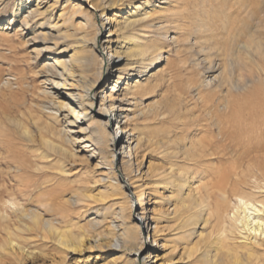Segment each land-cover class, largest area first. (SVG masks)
I'll use <instances>...</instances> for the list:
<instances>
[{"label": "bare ground", "instance_id": "obj_1", "mask_svg": "<svg viewBox=\"0 0 264 264\" xmlns=\"http://www.w3.org/2000/svg\"><path fill=\"white\" fill-rule=\"evenodd\" d=\"M13 1V18L20 22L19 46L38 39L43 43L32 44L34 62L42 65L37 74H42L43 87L31 88L25 68H11L0 80L8 123H0V143L11 132L16 136L7 137L10 155L19 143L31 144L55 170V178L70 177L69 166L82 165L91 192L71 196L58 210L52 205H42L44 213L28 210L21 201L30 191L21 178L29 169L38 172V165L7 163L0 178V238L1 232L6 235L5 244L0 243V264H6V258L17 264H85L95 252L112 255L110 264H264V65L251 58L254 54L264 59L262 40L252 35L238 45L237 37L233 52L217 48V29L204 16L188 24L187 11L177 4L184 0H147L140 11L126 16L116 11L126 0H87L98 14L83 6L65 10L63 4L62 24L51 19L60 0ZM77 13L83 32L79 37L62 29ZM162 18L165 22L153 23ZM105 31L109 35L102 38ZM60 35L75 42H64L58 51L55 38ZM170 45L176 51L182 46L198 51L191 68L198 70V78L184 86L186 98L173 95L164 108L155 104L143 109L139 98L159 88L156 71ZM29 60L22 62L28 65ZM216 95L219 103L212 104ZM186 113L189 118L182 116ZM168 120L179 126L190 120L202 138L188 146L177 135L169 137L163 155L175 162L156 167L149 155H163L154 138L145 136V128L150 124L155 135L171 134L170 129L160 130ZM113 124L124 135L122 147L116 144ZM51 154L60 157L58 165H51ZM179 156L201 170L216 167L208 170L213 173L210 185L196 189V173L178 165ZM93 158L98 159L95 164ZM67 204L77 207L74 213L83 219L94 213L87 221L89 229L68 224L71 210H62ZM139 208L142 213H137ZM51 211L56 217L46 219ZM46 245L54 248L49 254Z\"/></svg>", "mask_w": 264, "mask_h": 264}, {"label": "rangeland", "instance_id": "obj_2", "mask_svg": "<svg viewBox=\"0 0 264 264\" xmlns=\"http://www.w3.org/2000/svg\"><path fill=\"white\" fill-rule=\"evenodd\" d=\"M146 1L147 0H126L124 3L120 4L121 5L120 8H118L116 11L117 12L122 11V14L125 13V16H126L127 13L129 14V13H133V12L135 13V12L140 11L141 10V8H139L140 5L142 7L143 3ZM13 2H14L13 0L12 1L8 0L5 2L0 1V80H2L5 75H8L11 72V68H15V70H21L22 68H25L28 72L27 76H28V81L31 84V88L33 87L42 88L43 87V85L41 84V81H43V78L41 77L42 74H37V73H40L42 65L38 63L36 64L34 62L35 56L32 51L34 46L32 44L34 42H37L39 47H42L43 43L40 41V39H38L32 42H29L24 47L19 46L20 41H21V35H20V32H18V29H19L18 27H20L19 26L20 22H16L15 21L16 19L14 20L13 18V15L11 12L13 8L12 7ZM36 2L37 0H32L33 4H35ZM63 4H65L64 6H66L65 10L71 9L72 6H77V7L83 6L84 9L82 10L89 9L91 12H95L96 14H98V12H96L97 9L92 4H90V1L60 0L61 7H57L51 15V19L54 23L58 22L59 24H62L64 21V19H60V16L62 14ZM177 4L181 7L183 6L185 10L187 11L186 19H189V21H187L188 24H191L192 20L190 19H193L197 15L201 17L204 16L205 18L210 19L211 25L213 24L215 29H217L215 31L216 34L213 39V42L216 44V47L219 49L233 52L235 41H236L235 38L238 37L237 40H238V43H240L238 45H241L242 41L244 42L245 38H248L249 36H252V35L256 36L257 38H260V40H262L263 45H264V0H184L182 2L178 1ZM74 9H76V7ZM158 15L160 16V14ZM79 19H80V14L77 13V15L73 17V19L71 18L69 20H66L67 22L65 25L62 26V29H64V26H65V30L68 32L69 35L74 34L75 37L82 36L83 32L78 25ZM182 19H184V17H182L181 20ZM164 20H165L164 18H162L161 20L160 19L154 20L156 22H153V23L165 22ZM8 21H11L10 25H8ZM184 22H186V20ZM227 22H228V25H227ZM34 27L40 30L44 29V27L43 28H40L39 26H34ZM7 33L8 35H6ZM52 33L56 34V30L53 31ZM108 35H109V31H105L104 34L102 35V38H106ZM65 37L66 36L63 37L61 35L56 36L55 41L56 40L59 41L58 44H60L58 51H61L62 48H64L65 46L63 45L64 42L66 43L75 42L74 37H72L71 39L69 38L66 39ZM28 39L29 38H26L25 40H28ZM239 39L241 40L239 41ZM49 41H50L49 42L50 46H52L53 44L51 43L53 42H51V40ZM11 45L16 46L15 49H12ZM187 48L188 47L182 46L180 51H176L173 45L172 46L170 45V49L167 48L166 51L167 52L169 51V52L164 53L163 60L161 61V63L158 64V68L156 71L160 73V76H161V78L159 76L160 86L156 90L155 93L147 97L139 98L141 100V103L139 104V106L142 104V107L144 109L147 106L152 105V108H153L155 104L157 105L161 104L162 108H164L166 104L170 101V99L173 97V95L177 96V94L178 95L181 94L182 98H186L187 95H185L184 93L185 91L184 86L188 83L189 80H196L199 75V72L197 69L195 70L191 69L193 67V64H195L193 61L197 60L199 53L197 54L198 51L195 49L192 51V50H189V48L188 49ZM68 52H69L68 56H70L72 52L71 51H68ZM45 54H48V53H45ZM251 58L255 59L257 62L259 61V63L264 65V59L262 57H259L253 54ZM27 59L28 60L30 59L29 60L30 64H28L30 66L22 62V61H26ZM215 61H217L216 64L219 63L217 59H215ZM162 68L165 73H162L163 72ZM79 72L80 71L77 70V73ZM218 98L220 97L216 95L212 99V104L219 103ZM215 101H218V102H215ZM2 109L7 110L5 101L2 99V97H0V123L2 124L1 126L3 125L7 126L8 123L4 119L5 118L4 113H3L4 110L2 111ZM12 112H13L12 113L13 116L17 114V111H15V109ZM195 112L196 113L198 112L197 115L202 116L199 111L196 110ZM185 115L187 116V118L190 117L189 114L187 113L184 115L182 114V116H185ZM202 118L203 117H201V119ZM172 122H175V124L173 123L174 124L173 125ZM186 123L183 124V126H179V124L176 121L168 120L166 121V124L169 125L167 127V125L164 126L165 124L164 122V124L161 125L160 130L168 129L169 131L170 129L171 134H168V135H163L161 134L162 132H157L159 134L155 135L156 128H154L153 126L149 124V126L146 127L147 129L145 128V134H146L145 136L146 137L149 136L150 139L154 138L152 141L153 144L157 146L156 149H161L160 153H162L163 155L165 154L164 152L166 153L168 152L169 143H167L166 145H164V143L168 141L169 137L174 138L177 135L179 136V138L183 139V144L184 145L186 144L188 146L190 145L191 141H199L200 138H202L201 137L202 134L200 131L199 132L193 131L196 127L194 128L191 126L190 120L187 121ZM158 126H160V123L158 124ZM114 127H113V130H115ZM113 130L112 132L115 134L116 131L114 132ZM6 135H8V132H6ZM4 137L2 138L5 140V143H3L2 145L0 143L1 145L0 147L2 148L0 149V153L3 156L2 158L0 157V167L1 169H3L1 172H4V173H0V178H3L5 176V173L8 170L7 163L11 167H18V166L27 167L28 165L27 163L29 162L31 163L32 161H34L32 163L37 164L38 165L37 168H39L37 169L38 172H36V170L33 171V169H31L32 171L29 169L30 171L29 172L26 168L25 169L28 172L26 173L22 172L23 174H22L21 180L29 188V191H30L28 193V197L23 198L21 201L22 206L25 207L26 209L33 210V211L38 210L44 213L42 205H52V209L58 210V209H61L62 206H64V202L70 199L71 196H75V195L79 196L82 194H89V192H91L89 189V185L87 184L86 176L81 174L84 170L82 165L80 164H76L75 166L70 165L69 168L71 167L70 169H72V174L70 177L59 178L57 176L55 178L54 177L55 170L51 169L48 166L49 164L48 162L47 164L46 162H43L38 157V153L35 152L36 149L34 150V146H31V144L21 142V144L19 143L17 145L15 153H12L11 155L8 153L6 154V148L7 146L8 147L10 146V143H6L8 142L7 137L9 138L13 137L14 139H17V138L16 136L15 137L13 136L12 132L5 138ZM123 137H124L123 134L116 137L117 138L116 144L118 147H122ZM146 137H144V139H148ZM177 144L179 146L181 145L179 142ZM164 148L167 150H165ZM80 154L82 156L85 153H80ZM162 155L160 154L159 157H162ZM149 157H150L149 159L151 161V164L156 167L157 166L160 167V164L167 167L169 163L171 164L175 162V160H171L166 156L164 157V155L162 159L153 157L152 154L149 155ZM4 158H6L7 160H4ZM51 159H52V162H50L51 165L55 166L59 164L58 162L60 160L59 156L55 154H51ZM183 160L184 159L182 156L178 160H176V162H178L177 163L178 165H182V166L188 165V167L190 166V168L193 169V171L196 173L194 174L195 179H194L193 185L199 191H203L204 188L206 187L205 185H210V180H212L211 176L213 173L209 172L208 170H212L213 168V170L215 171L216 167H212V168L210 167V169H207V168L204 169L209 172V174L205 175V172H203L204 170H201L199 165H196L193 162H187ZM96 161H98V159L96 160V158H93L91 161V164H95ZM63 162L66 163L67 161L64 159ZM217 168H219V166H217ZM77 173L79 174V176H76ZM12 179L15 180L16 184L18 183L16 181L17 178L16 179L12 178ZM83 189L85 190L83 191ZM93 191H94V194L97 192V190H93ZM195 194H192L190 196L193 197ZM192 197L191 198L188 197L187 199L189 201H192L194 200V198ZM66 206L67 207H63L62 210H66V213H67L68 210L70 209L71 210L70 216L72 217L71 220H69L68 224L74 223V224H77L78 226L83 225L86 229H89L87 225V221L95 217L94 213H88L87 219H83L79 217L78 215H75L74 212L77 210V207L70 206L69 204H67ZM78 209H80V207ZM77 212H80V211H77ZM142 212L143 211L139 208L137 213H142ZM56 215L57 214H55V212L51 211V212H46L44 216L46 219H49V218H52V216L56 217ZM11 224L13 225V226L11 225V228L14 229L15 228L14 226L16 224L14 223V221ZM103 227L105 226H102L100 228V231H104L105 228ZM75 232L78 233L79 230H76ZM15 233H17V235L21 237L34 238L33 237L34 234L32 233L21 234L20 232H17V231ZM1 236L2 237L6 236L5 232H1ZM2 237L0 238V243L1 245H4L6 237H4V239ZM35 241H38V239L32 240V242H35ZM21 242L22 241H20V243ZM44 250L45 252L48 253L50 250H54V248L46 245ZM146 253L147 251L142 254V257H144ZM88 255L90 254L88 253ZM88 255L85 256V259L88 258ZM96 256H99L97 261L96 259H94ZM112 257L113 256L110 254L95 252L94 257L92 256L90 259H88L87 262H85V264H110L111 263L110 259ZM14 261L15 260L13 258H9V259L6 258L4 260L6 264L7 263L17 264V263H14Z\"/></svg>", "mask_w": 264, "mask_h": 264}, {"label": "built area", "instance_id": "obj_3", "mask_svg": "<svg viewBox=\"0 0 264 264\" xmlns=\"http://www.w3.org/2000/svg\"><path fill=\"white\" fill-rule=\"evenodd\" d=\"M114 126H115V127H114ZM113 127L115 128V130L117 129L116 125H114V124H113ZM112 130H113V129H112ZM115 130H113V131L115 132ZM115 134H116V136L121 135V134H120V131H116Z\"/></svg>", "mask_w": 264, "mask_h": 264}]
</instances>
